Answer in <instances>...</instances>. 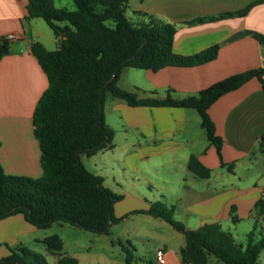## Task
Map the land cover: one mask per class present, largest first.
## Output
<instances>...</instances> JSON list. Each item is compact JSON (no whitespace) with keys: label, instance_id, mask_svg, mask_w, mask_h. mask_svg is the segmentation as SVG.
Here are the masks:
<instances>
[{"label":"crops","instance_id":"crops-1","mask_svg":"<svg viewBox=\"0 0 264 264\" xmlns=\"http://www.w3.org/2000/svg\"><path fill=\"white\" fill-rule=\"evenodd\" d=\"M256 1L261 0H128V5H132L134 11L148 13L177 26L173 39L175 54L190 56L213 46H217L218 51L213 61L203 65L166 67L157 72L143 71L140 81L134 80L129 88L122 89L135 91L139 88L143 92H154L159 97L171 90L176 98H184L233 75L264 69V44L254 38V35L264 37V2L251 8L241 18L209 20L242 10ZM25 16L26 0H0V37L15 36L10 41V54L0 61V165L7 175L37 178L41 175L40 151L32 134V115L47 80L30 52V43L37 41L47 50L52 48H47L41 39L40 25L35 23L37 19L25 21ZM197 19H204L205 22H194ZM48 44L56 48L54 38H50ZM263 86L264 76L262 83L252 78L237 90L221 96L209 107L208 116L215 134L221 140L220 157L205 137L200 139L190 130V121L197 118L192 115L194 110L130 107L117 99L111 101L110 109L120 115L117 125L124 128L125 137L116 139L114 133L112 149H103L95 156H98L100 166L121 168L122 172L128 173L123 177H131L132 181L149 176L146 170L149 162L157 161L165 167L167 178H164V183L178 186L175 193L179 196V206L172 203L169 206L174 207V216L182 215L190 219L193 228L187 229H197L205 224H218L221 228L229 223L234 224L230 220L232 206L239 220L237 223L244 220L253 223L255 220L251 210L264 197ZM121 150L124 151V159L116 161L112 156H117ZM191 156L211 171L208 179H199L202 183L187 181V161ZM221 163L232 165V170L221 167ZM136 182L140 183V180ZM127 188L129 190L122 193V199L126 196L136 203V208L131 210L149 208L152 202L144 200L133 186ZM183 190L186 199L181 195ZM122 201L114 205L116 218L126 215L121 209L116 211ZM158 220L147 215H134L122 218L121 222L138 225L132 228L134 236L135 229H141L142 222ZM258 224L263 228L264 215ZM35 229L22 215L1 220L0 258L9 254L7 245L15 243L17 238H26ZM121 236L122 239L118 241L125 245L128 243L137 252L130 235ZM36 240L39 242L42 239ZM62 244V254H66L63 253L65 247ZM110 244L113 249V241ZM18 247H21L20 244ZM182 247L174 252L165 244L156 251L161 249L164 252V264H181L179 250ZM208 264L222 263L210 258Z\"/></svg>","mask_w":264,"mask_h":264},{"label":"trees","instance_id":"trees-1","mask_svg":"<svg viewBox=\"0 0 264 264\" xmlns=\"http://www.w3.org/2000/svg\"><path fill=\"white\" fill-rule=\"evenodd\" d=\"M54 0H26L25 21L41 19L52 31L54 50L40 42L30 43V52L44 73L47 86L32 115V134L38 143L41 175L37 178L7 175L0 165V221L14 215L39 230L53 224L68 226L97 235H109L112 225L131 215L158 218L180 233L184 246L179 250L181 264H208L214 258L222 264H259L264 251V228L257 231L264 215V197L251 210L255 220L243 242L218 224L187 229L174 219V207L160 201L148 209L132 210L122 218L114 215V205L122 196L103 187L102 178L88 172L80 157L90 158L103 149H112L113 130L105 124L103 107L106 96L130 107H169L194 110L206 140L220 157L221 140L208 116L209 107L221 96L237 90L252 78L262 83L264 69L233 75L193 96L176 98L168 90L159 97L154 92H128L117 86L126 68L157 72L166 67L190 68L213 61L218 47L197 54L181 56L173 52L177 26L141 11L132 12L136 22L126 16L128 0H72L75 9L56 8ZM264 0L244 9L222 14L210 21L241 18ZM194 22L202 23L204 19ZM264 44V37L254 35ZM10 54V41L0 37V61ZM264 88V86H263ZM232 170V165L221 163ZM187 169L198 179H208L211 171L194 156ZM235 207L230 220L236 224ZM49 254L57 256L53 264H78L62 254L63 244L55 236L39 241ZM125 253V263L132 262L133 247L118 243ZM8 248V247H7ZM0 264H45L35 253L23 247L8 248Z\"/></svg>","mask_w":264,"mask_h":264},{"label":"rangeland","instance_id":"rangeland-1","mask_svg":"<svg viewBox=\"0 0 264 264\" xmlns=\"http://www.w3.org/2000/svg\"><path fill=\"white\" fill-rule=\"evenodd\" d=\"M53 3L56 8H65L70 11L75 9V5L72 0H54ZM133 10L132 5H130L129 10L126 12V16L136 22L138 18L132 14ZM35 23L40 25L38 28L42 33L41 39L46 43L47 48H52V50H54V45L48 44V40L50 38H54L52 31L41 19H37ZM133 75H135L138 79H135ZM142 75L143 70L126 68L122 71L117 86L121 89L129 88L133 82L140 81ZM137 90H139V88ZM141 90L142 89H140V91ZM128 92H131V90ZM112 100V97L109 95L106 96L104 102L105 108L103 107L105 124L109 126L114 133H116V139L120 137L123 138L125 137V130L117 125L120 115L110 109V103ZM192 113V115H195L194 117L197 118L196 121H190V130L194 132L196 136H200V139H204V137L206 138L204 130L200 127V118L195 111H192ZM112 157L118 161L119 158L124 157V151L121 150L117 156L113 155ZM80 159L85 169L91 174L101 177L103 179V187L111 190L113 193L115 192V194L117 192L118 195L122 196V193L129 190L127 187L133 186V188L141 196H143V199L148 202L160 201L166 206H169L171 203L179 206V196L175 193L178 190V186L174 187L173 185L164 183V178H167V175H165L166 169L165 167L160 166L157 161L148 163L146 169L149 174L148 177L145 179L136 178L132 181L131 177H128L127 179L123 177L125 174L128 175V173L122 172L121 168L110 167L112 165L100 166L101 164L98 156H92L90 158L81 156ZM105 160L109 159L105 158ZM115 166H117V164ZM119 179H122V181H118ZM114 180L116 182H114ZM136 180H140V183H137ZM187 181L189 183L191 181H195V183H202L201 180L189 172H187ZM128 182H131V184H128ZM116 184L119 186L123 185L124 187H117ZM139 184L140 187L138 186ZM181 193L184 197L183 199H186V193L184 190L181 191ZM140 199L142 201V198ZM136 206L137 205L134 201L125 196L124 200L118 207H116V211L119 212V209H121V212L128 214L130 210L136 208ZM126 210L129 211L126 212ZM174 219L181 223L185 228H193V223H191L188 217L175 215ZM121 221L120 224L118 223L119 225L115 224L111 226L109 235H97L85 232L66 224H53L48 229H35V231L27 235L26 238H17L15 243H10L12 245L7 246L11 249H15L20 244L21 247L37 254L45 264H53L55 259H57V256L49 254L44 245L37 242V240L34 241V239H43L55 236L64 243L65 250L63 253L75 258L78 261V264H126L125 253L120 252V248L117 244L120 243L118 240L122 239L121 234H128V236L130 235L129 238L131 243L135 247V250H137V252L131 250V264H155V253L157 248H162L165 244H168L170 249L174 252H178V249L184 245L183 236L160 220H158L159 222L154 221L151 223L142 222L141 229H135L136 235L134 236L132 235L134 233L132 228H137L138 225H132L129 223L124 224ZM253 224L254 222L252 223L251 220H244L237 224L229 223L227 225H223L222 228L233 236L236 243H241L243 242L245 235L252 229ZM260 229L261 227L258 224L257 231H260ZM146 232H148V234H146ZM145 235H148V237ZM152 237H154V240ZM112 241L114 245L113 249L111 246L112 244H110ZM122 244L125 243L123 242ZM259 264H264V251L260 255Z\"/></svg>","mask_w":264,"mask_h":264},{"label":"built area","instance_id":"built-area-1","mask_svg":"<svg viewBox=\"0 0 264 264\" xmlns=\"http://www.w3.org/2000/svg\"><path fill=\"white\" fill-rule=\"evenodd\" d=\"M7 40L11 41L15 39L14 35H8L6 37ZM155 261L156 264H164V253L161 249L157 250L155 253Z\"/></svg>","mask_w":264,"mask_h":264}]
</instances>
